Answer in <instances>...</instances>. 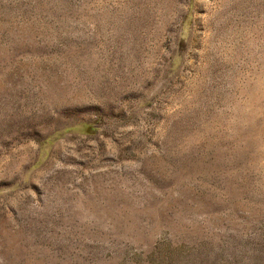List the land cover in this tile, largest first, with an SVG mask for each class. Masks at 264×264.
<instances>
[{
  "label": "rangeland",
  "instance_id": "obj_1",
  "mask_svg": "<svg viewBox=\"0 0 264 264\" xmlns=\"http://www.w3.org/2000/svg\"><path fill=\"white\" fill-rule=\"evenodd\" d=\"M0 264H264V0H0Z\"/></svg>",
  "mask_w": 264,
  "mask_h": 264
}]
</instances>
